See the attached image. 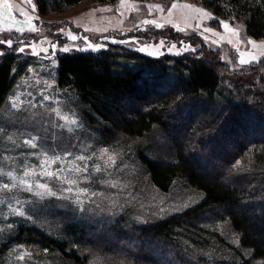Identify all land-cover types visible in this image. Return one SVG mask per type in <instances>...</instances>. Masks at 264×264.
<instances>
[{
	"label": "rangeland",
	"instance_id": "1",
	"mask_svg": "<svg viewBox=\"0 0 264 264\" xmlns=\"http://www.w3.org/2000/svg\"><path fill=\"white\" fill-rule=\"evenodd\" d=\"M9 3L11 9L0 4V58L5 52H15L27 64L22 63L0 111V264H137L118 250L101 248L97 240L93 245L67 237V221H81L100 231L103 224L127 221L126 226L135 230L182 213L204 194L182 180L168 190L152 182L141 155L159 160L172 156L159 130L104 140L84 118L80 99L67 86L58 85V56L99 51L112 44L157 57L197 53L224 64L221 74L227 85L257 71L255 89L264 93V39L252 38L242 21L217 17L194 0H85L47 13L39 11L37 0ZM173 4L177 5L174 9ZM149 5H160L163 11L150 10ZM197 8L209 15L203 16ZM224 23L238 35L225 29ZM241 59L251 62L242 64ZM184 144L192 156L202 158L197 144ZM5 184L8 189L3 188ZM247 220L257 225L260 218L252 212ZM199 226L211 233L187 227L181 237L197 256L240 261L241 253L249 255L240 248L239 234L227 220L209 213ZM27 227L68 238L67 251L32 241ZM114 235L102 232L93 237L112 240ZM136 246L140 249L139 243ZM72 248H77L79 260L69 255ZM145 251L163 264H177L169 245L151 243Z\"/></svg>",
	"mask_w": 264,
	"mask_h": 264
},
{
	"label": "trees",
	"instance_id": "2",
	"mask_svg": "<svg viewBox=\"0 0 264 264\" xmlns=\"http://www.w3.org/2000/svg\"><path fill=\"white\" fill-rule=\"evenodd\" d=\"M83 1L37 3L39 11L47 13ZM194 1L217 17L242 21L252 38L264 39V0ZM20 57L5 52L0 58V111L22 71V63L27 64ZM58 64V85L67 86L80 99L84 118L104 140L159 130L172 156L159 160L141 155L152 182L168 190L182 180L204 194L182 213L135 230L126 226L127 221L103 224L102 232L115 233L112 240L94 238L95 233L102 234L100 228L74 220L66 223L67 237L93 245L98 241L101 248L118 250L137 264L164 263L146 253L151 243L169 245L177 264H264V93L255 89L257 71H249L245 78L227 85L221 74L224 64L218 60L197 53L150 56L121 44L99 51L64 52L58 56ZM185 141L197 144L202 158L192 156ZM252 212L260 218L257 225L247 220ZM209 213L230 223L248 256L241 253L240 261L199 257L182 242V230L187 227L211 233L199 226ZM25 231L29 239L54 251L66 252L70 245L66 237L47 235L32 227ZM69 255L80 259L77 248H72Z\"/></svg>",
	"mask_w": 264,
	"mask_h": 264
},
{
	"label": "snow or ice",
	"instance_id": "3",
	"mask_svg": "<svg viewBox=\"0 0 264 264\" xmlns=\"http://www.w3.org/2000/svg\"><path fill=\"white\" fill-rule=\"evenodd\" d=\"M29 2H30V0H29ZM122 2H123V0H122ZM0 4H2L3 6H5V7L8 8V9H11V4L9 3V0H0ZM148 7H149L150 10H151L153 7H155V8H157V9H160L161 11H163V8H162L160 5H154V6H153V5H149ZM176 7H177L176 4H173V5L171 6L172 9H174V8H176ZM184 7H192V6H190V5H184ZM195 10H196L197 12L201 13L203 16H208V15H209V14H208L205 10H203V9H199V8H197V9H195ZM93 11H96V10L94 9ZM169 14H171V9H169ZM29 19H31V18H29ZM143 23H153V24H156V21H143ZM157 26H158V27H162L163 25H159V24H157ZM223 27H224L225 29H228V30H230V31H233L235 34L238 35L237 30H235V29H231L228 23H224V24H223ZM0 30H3V29H0ZM31 30H32V31H36L35 27H32ZM18 31H23V29H18ZM73 39H76V37H73ZM229 42H231V41H229ZM7 43H8L9 45H11L12 41H11V40H8ZM161 43H163V42H161ZM249 43L252 44L253 47H256V44H255L254 41H249ZM173 47H175V45H173ZM63 50H64V51H68L69 49H68V48H64ZM141 50H143V49H141ZM19 51H20V52H24V48H20ZM45 51H47V49H45ZM242 55H243V54H242ZM256 59H257V57H256L255 55H253V56H252V60H256ZM249 62H251V61H249V60H245V59H241V60H240V63H242V64H244V63H249ZM12 106L15 108V107H16L15 103H13ZM29 143H30V142H29ZM9 175H11V173H9ZM8 187H9V186H8L7 184L3 185V188H4V189H8ZM41 187H46V185H41ZM19 258H20V259H23L24 257L21 256V257H19Z\"/></svg>",
	"mask_w": 264,
	"mask_h": 264
}]
</instances>
